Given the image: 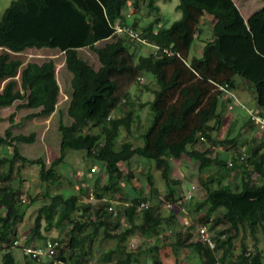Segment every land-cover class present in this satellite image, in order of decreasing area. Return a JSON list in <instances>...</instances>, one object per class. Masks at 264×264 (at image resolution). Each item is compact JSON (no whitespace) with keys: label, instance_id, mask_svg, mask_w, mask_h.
Returning a JSON list of instances; mask_svg holds the SVG:
<instances>
[{"label":"trees","instance_id":"obj_1","mask_svg":"<svg viewBox=\"0 0 264 264\" xmlns=\"http://www.w3.org/2000/svg\"><path fill=\"white\" fill-rule=\"evenodd\" d=\"M156 1L11 0L0 14V46L5 48L0 50V106L23 100L19 105L38 108V114L45 116L56 109L59 84L55 62L53 59L24 62L18 53L26 48L46 46L62 51L65 67L72 74L66 109L70 121L66 123L59 118V153L48 164L41 158L29 160L19 152L17 143L32 141L33 133L14 135L6 129L4 136L0 135V145L12 146L11 156L5 152L0 154V264H17L10 246L17 237L25 208L17 193L19 187L11 181L14 164L18 160L36 163L39 178L56 184L63 178L56 167L64 160L67 148L84 149L87 157L103 162L104 182L89 180L92 186L84 190L80 187L81 192L88 194L90 189L94 193L95 205L81 201L75 193L52 194L51 201L38 209L30 227L29 242L35 243L37 237L42 238V221L46 228L54 224L60 235L66 234V247L78 250L76 257L81 259L90 252L86 243L101 230V238L113 239L114 245L101 251L98 259L131 264L135 258L126 247L128 238L136 230L146 233L163 228L164 216L158 195L152 191V176L148 175L149 185L145 188L131 190L129 198L122 197L121 208L115 215L107 208L109 202L104 199L105 192L122 190L119 176L123 165L137 157L156 162L167 184L161 198L174 201L177 192L169 182L170 161L165 156L177 159L187 155L198 161V180L205 196L188 203L195 217H191L193 219L185 228L175 232L170 242L174 251L192 247L205 257L206 264L219 261L217 250H221V261L240 257L248 258L252 264H264L258 249V235L261 231L264 234V140L256 143L247 156L238 152L237 156L229 155L230 158L214 155L209 146L203 149L191 146L199 134L211 139L210 120L219 119V98L225 90L237 88V76L250 86L259 111L264 115V0L261 8L246 19L233 0H178L176 8L181 16L169 26L160 25ZM127 2L134 10L145 6L153 9L156 15L138 27V22H127L123 17ZM205 14L214 16L211 26L214 36L204 42L199 56H189ZM118 19L122 24L141 29L161 48L139 55L142 43L127 33H114V23ZM82 47H89L96 53L99 62L96 68L80 55ZM146 72L152 75L156 86L147 103L152 113L151 121L138 136L142 144L132 139L117 143L121 129L130 134L131 123L138 117L136 105L134 108L133 102H127L128 91L124 88ZM146 80L150 79L146 77ZM227 94L231 102L238 100L232 92ZM221 101L224 105L227 100ZM247 123L255 124L250 116ZM210 166L215 169L206 173ZM125 172L131 174L128 166ZM146 189L150 191L142 195ZM146 200L150 204L138 209L140 202ZM58 202L62 206L59 211ZM91 206L94 217L88 223L73 214L81 210L83 216ZM175 211L172 206L168 216L171 224L176 222L172 217ZM64 220L66 227L62 226ZM208 221L222 226L219 233L212 236L213 248L203 243L199 236L198 240L191 238L190 227L196 222ZM245 235L252 237L255 252L247 250L243 241ZM235 238L239 239V244L234 243ZM41 240L39 243L45 237ZM237 248L240 252L235 253ZM60 249L61 246L57 256L65 260ZM30 264L34 263L30 261ZM40 264L51 263L42 261Z\"/></svg>","mask_w":264,"mask_h":264},{"label":"rangeland","instance_id":"obj_2","mask_svg":"<svg viewBox=\"0 0 264 264\" xmlns=\"http://www.w3.org/2000/svg\"><path fill=\"white\" fill-rule=\"evenodd\" d=\"M10 1L11 0H0V14ZM251 1L254 6V11L259 9L263 4L262 0ZM156 2L159 5V15L161 17L160 25L169 26L173 20H176L181 16V11L176 8L178 0H157ZM129 8H132V6L129 2H127L123 11L125 12ZM155 15L156 13L153 9L142 6L140 9H133L131 16H129L130 18L127 20L128 22L135 20L138 22V27H142V25L146 24L147 21L153 19ZM123 17H125L124 13ZM201 21L202 23H199L198 25L200 33L195 34L194 36L189 56H198L196 53L197 46L203 43L202 40L205 39L207 31H210L214 21V16L212 14H205ZM134 47L136 48L137 45H134ZM2 48L4 47L0 46V50ZM150 51H153L152 46L141 44L138 49V54L147 55ZM18 55L24 62L35 61L40 63L48 59L54 60L55 75L59 84V100L56 104L55 111L48 116L38 114V108H30L19 105L23 100H16L11 105L0 106V135L4 136L6 129H9V131L14 135L20 133L29 135L30 133H33L34 139L32 141L17 143L19 152L29 160L41 158L48 164L59 153V118L61 117L66 123L70 121V118L66 114V109L71 94L70 80L72 74L65 67L64 53L58 49L46 46L37 48L32 47L24 49L19 52ZM80 55L93 67L96 68L98 66L99 62L97 55L91 48H80ZM17 76L18 75L15 77L18 78ZM146 77L150 80H146ZM145 84L147 85L146 87ZM155 86L156 84L152 79V75L146 72L145 75L141 74L137 78V81L124 88L128 91L127 102H133L134 108L136 105L135 114L138 113V117L135 122L131 123L130 134L126 133L123 128L121 129L117 143L125 139H132L134 142L142 144V140L138 138V136L151 121L152 113L147 103L153 96L152 89ZM243 89L244 90H237L235 92L234 90L230 91L237 96L238 100L234 99L231 102L229 106L232 107L229 110L226 109V102L222 105L221 98H219L217 104L219 119L213 118L210 120L211 139L209 140L207 137L201 138L202 136L199 134L198 139L192 143L191 146L199 149L209 146L211 147L214 155L221 154L230 158L231 156L229 155L237 156L238 152H240L242 156H247L256 143L264 140V133L262 134L264 129H261L257 124L247 123L250 112L261 114V109H259L256 104L254 93L251 97H249L252 93L250 92V89ZM230 92L225 91L222 94L223 98H226L228 95L227 93ZM124 106H126V104H124L122 108ZM115 113H118V111H115ZM230 138H232V140H228ZM4 152L6 155L11 156L12 146L6 147L0 145V154H3ZM85 153L86 151L84 149L67 148L65 150L64 160L56 167V170L62 174L63 178L61 182L56 184L42 181L39 178V166L36 163L30 161H16L11 174V181L15 187H19L17 189V193L22 203L25 205L24 215L17 230V235L23 232H28L29 235L30 227L33 224L39 207L43 204L49 203L51 201L52 194L54 193L61 192L64 195L68 193H75L81 201L90 202L92 206L95 205L96 196L94 193L91 192L90 189L88 194L81 192L80 187H83L84 190V188L92 186L89 184V180H92L93 182V180L95 181V179H98L99 184L104 182L105 178L102 171L103 162L92 157H87ZM165 157L170 161L171 180L169 182L173 185L176 189L175 191L177 192L175 194L174 201H170L171 206L167 207L161 198L164 195L163 193L167 188V184L163 180L156 162L152 160L144 161L143 159L137 157L133 158L129 164L123 165L121 176H119V184L122 186V190L117 191L110 189L104 194V199H106L109 204L112 206L114 205L113 207H116L117 209H120V204L123 201L122 197L126 196L129 198L131 190H139L145 185H149L147 177L149 174L152 176V191L158 195L160 200L158 202L162 207V214L164 216L163 228L159 229L158 232L152 230L146 233L136 230L133 235L128 238L126 247L129 251L133 252V256L135 258L131 264L200 263L198 262L200 260L194 248L188 246L180 248L178 251H174L170 244V242L174 239L175 232L179 229L185 228L186 225L190 224L191 219H193L191 217H195V213H193L194 215L192 214L188 207V203L194 199H199L205 196V191L201 188L198 180V161L187 155L177 159L169 155H166ZM127 166L131 170L130 175L125 172V168ZM3 167L4 165L1 166V168ZM214 169V166H210L205 170V172L210 173ZM191 183L196 184L194 196L190 199V201L187 200L184 202L182 196L188 190ZM148 191L150 190H143L142 195L147 194ZM177 198L182 199L180 204L175 202V199ZM154 200L156 201V198H154ZM60 203L61 202H58L59 205L57 211L62 208ZM92 206L91 209L83 216H81V210L75 211L73 214H75L79 220L86 221L88 223V221L94 217ZM172 206L176 208L175 214L172 216L173 219L176 220L175 224H171V221L168 220ZM185 218L188 220V223H185ZM199 222H196L197 225L194 224L190 227L192 232L191 238L194 240H198ZM124 223L125 220H123L122 224ZM206 224L209 229V233L213 237L219 233V229L222 227L218 224H212L211 221L206 222ZM62 226L66 227L65 220L62 222ZM41 236L42 238L45 237V239L51 237H58L61 239L62 244L60 251H63L62 255L65 257V260L58 258L55 264H113L112 262H104L98 259L101 251H104L114 245L113 239L101 238V230L96 233L93 239H89L86 243L87 246L90 247V252L81 257V259L76 257L78 250H72L66 247V234L60 235L59 228L56 225L52 224L49 228H46L44 222L42 221ZM258 237L259 240L261 239V241H258L260 242L258 246L261 247L260 258L264 261V234L262 231ZM42 238L37 237L35 240L39 243L42 241ZM243 241L245 242L248 251L251 250V253L255 252L252 244V237L245 235ZM131 242L133 244H131ZM10 249L15 256L17 264H30V261H28V259L21 254L22 251L19 246H10ZM98 250L99 252H97ZM238 252H240L239 248L236 249L235 253ZM216 255L219 258L218 264H252L249 263L247 260L248 258L232 257L225 261H221V253L217 252Z\"/></svg>","mask_w":264,"mask_h":264},{"label":"built area","instance_id":"obj_3","mask_svg":"<svg viewBox=\"0 0 264 264\" xmlns=\"http://www.w3.org/2000/svg\"><path fill=\"white\" fill-rule=\"evenodd\" d=\"M125 16L129 17L130 13L125 14ZM154 32L156 31L154 30ZM114 33L117 35L121 33H127L136 42H140L142 44H147V45L152 46L153 52H156L158 49L161 48L160 45L151 41L149 37L141 31V29L133 28L127 24H122V22L119 19L116 20V22L114 23ZM163 50L167 51V49L165 48H163ZM225 91L230 92L229 90H225ZM250 118L261 129H264V115L250 112ZM201 138H204V136H202ZM195 186H196L195 183H191L188 190L183 194L182 198L184 202L193 198ZM176 201H177L176 202L177 204H180L182 202V199H178ZM164 202L167 207L171 206V202L169 200L164 201ZM149 204H150L149 200L141 201L140 204L138 205V209L145 208ZM108 205H107V208L109 209V211H111L113 215L117 214V208L113 207L114 205L113 206L111 204H108ZM184 221L185 223H188V220L186 218L184 219ZM198 236L203 243H206L211 248L214 247L215 241L212 235L209 233L206 223L199 224ZM28 237H29L28 232L20 233L17 235L15 239H13L12 245L19 246L21 248L22 254L26 257V259H28L29 261H32L34 264H40L42 261H48L49 263H52V264L56 263L58 259V256H57L58 251L61 246V243L58 237L47 238L42 243H38V242L31 243L28 241ZM131 244L133 243L131 242Z\"/></svg>","mask_w":264,"mask_h":264},{"label":"crops","instance_id":"obj_4","mask_svg":"<svg viewBox=\"0 0 264 264\" xmlns=\"http://www.w3.org/2000/svg\"><path fill=\"white\" fill-rule=\"evenodd\" d=\"M234 1V3L236 4V6H237V8L239 9V11H240V13H241V15L243 16V18L244 19H246L252 12H254V6H253V4H252V1L251 0H242V1H237V0H233ZM252 4V5H251ZM261 8V7H260ZM245 10V11H244ZM258 10V9H257ZM256 11V10H255ZM124 12V11H123ZM133 12V8H129V9H127L124 13L125 14H127V13H130V16H131V13ZM128 18H130V17H124V19H125V21H127L128 22ZM200 23H202V21L200 22ZM200 33V29H199V31H198V34ZM213 33H212V30H211V28H210V31H207V35L205 36V39H203L202 41H203V43L202 44H200V45H198L197 46V51H196V53L198 54V56L201 54V49H202V46H203V44H204V41H206V40H210V39H212L213 38ZM235 79H236V81H237V88L236 89H234V92L235 91H237V90H244L243 88H249L250 89V92H252V89L250 88V86L246 83V82H244L242 79H240L239 77H235ZM248 94V93H247ZM253 95V92L249 95V97H251ZM225 96V95H224ZM236 96V95H235ZM226 97H229V96H226ZM237 97V96H236ZM245 99H247V98H245ZM221 100H224V101H226V109L227 110H229L231 107L229 106L231 103V100L229 99V98H223V96H221ZM262 131V130H261ZM264 133V130L262 131V134ZM263 137H264V135H263ZM259 241H261V239L259 240ZM35 243H37V242H35ZM234 243L235 244H239V239L238 238H235L234 239ZM260 242H258V244H259ZM258 249L260 250L261 249V247H259L258 246ZM179 250V249H178ZM177 250V251H178ZM217 252H220L221 253V250H217L216 251V253ZM261 252V251H260ZM1 254H2V251L0 252ZM1 254H0V259H1ZM22 254V253H21ZM198 254V253H197ZM198 258H199V260L200 261H198V262H200L199 264H206L205 263V257L204 256H202V255H199L198 254ZM264 263V262H263ZM216 264H218V262L216 263ZM219 264H222V263H219Z\"/></svg>","mask_w":264,"mask_h":264},{"label":"clouds","instance_id":"obj_5","mask_svg":"<svg viewBox=\"0 0 264 264\" xmlns=\"http://www.w3.org/2000/svg\"><path fill=\"white\" fill-rule=\"evenodd\" d=\"M124 13V12H123ZM124 16H125V13H124Z\"/></svg>","mask_w":264,"mask_h":264}]
</instances>
